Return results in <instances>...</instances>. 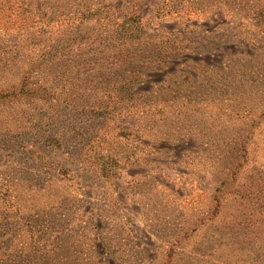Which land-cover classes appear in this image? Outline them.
I'll use <instances>...</instances> for the list:
<instances>
[{
	"label": "rangeland",
	"instance_id": "rangeland-1",
	"mask_svg": "<svg viewBox=\"0 0 264 264\" xmlns=\"http://www.w3.org/2000/svg\"><path fill=\"white\" fill-rule=\"evenodd\" d=\"M0 264H264V0H0Z\"/></svg>",
	"mask_w": 264,
	"mask_h": 264
},
{
	"label": "trees",
	"instance_id": "trees-1",
	"mask_svg": "<svg viewBox=\"0 0 264 264\" xmlns=\"http://www.w3.org/2000/svg\"><path fill=\"white\" fill-rule=\"evenodd\" d=\"M94 114L99 116V117H104L106 115L104 112H101V111H96V112H94Z\"/></svg>",
	"mask_w": 264,
	"mask_h": 264
}]
</instances>
